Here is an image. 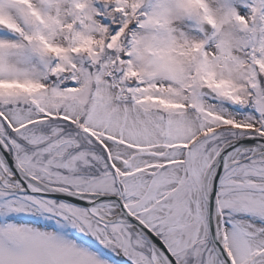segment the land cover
<instances>
[{"label": "snow or ice", "instance_id": "6c2138e0", "mask_svg": "<svg viewBox=\"0 0 264 264\" xmlns=\"http://www.w3.org/2000/svg\"><path fill=\"white\" fill-rule=\"evenodd\" d=\"M0 264H264V0H0Z\"/></svg>", "mask_w": 264, "mask_h": 264}]
</instances>
